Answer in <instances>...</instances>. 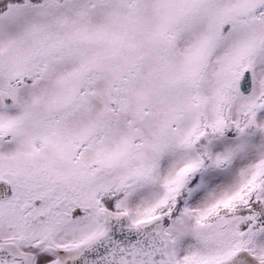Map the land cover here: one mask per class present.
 I'll use <instances>...</instances> for the list:
<instances>
[{
	"label": "snow or ice",
	"instance_id": "1",
	"mask_svg": "<svg viewBox=\"0 0 264 264\" xmlns=\"http://www.w3.org/2000/svg\"><path fill=\"white\" fill-rule=\"evenodd\" d=\"M0 264H264V0H0Z\"/></svg>",
	"mask_w": 264,
	"mask_h": 264
}]
</instances>
